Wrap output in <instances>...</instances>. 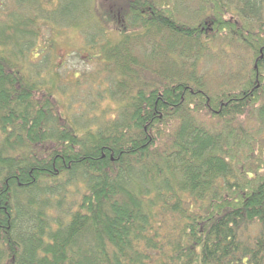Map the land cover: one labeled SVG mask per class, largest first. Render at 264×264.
Masks as SVG:
<instances>
[{"label":"trees","instance_id":"16d2710c","mask_svg":"<svg viewBox=\"0 0 264 264\" xmlns=\"http://www.w3.org/2000/svg\"><path fill=\"white\" fill-rule=\"evenodd\" d=\"M7 1L0 264H264V0L189 17L184 0ZM38 23L80 32L94 68L59 74ZM65 85H85L77 112Z\"/></svg>","mask_w":264,"mask_h":264},{"label":"rangeland","instance_id":"374dc122","mask_svg":"<svg viewBox=\"0 0 264 264\" xmlns=\"http://www.w3.org/2000/svg\"><path fill=\"white\" fill-rule=\"evenodd\" d=\"M168 1L171 4H173L172 1L174 2V0H168ZM100 2H101L100 7L103 10L102 8L103 1L101 0ZM184 2L185 4L183 5V7L179 6L180 9L184 12L183 13L184 16L187 17L192 16L193 10L197 9L198 5L196 3H192V0H184ZM121 4L122 1H119L118 6H120ZM12 6L13 4L9 3V1L0 0V25L5 23V20H3L1 17L2 13L7 10H10ZM116 17L114 19H111L113 21H111V24L109 25L110 30L117 29V22L119 23L122 18L120 16L119 18ZM36 29L42 34V35L39 34L35 38L39 40V43L41 44L42 47H46L45 45H47V43L48 44L53 43L52 45L53 54H51L50 57L52 63L54 62L55 66H58L59 74L61 73L64 75L69 72L70 74H73L71 76L72 77L71 80L72 79L75 80L76 75L79 73L77 70H79L80 72L87 73L88 69L91 70L94 68V66H92L91 63L87 60L88 52L86 50L82 51V47L84 46V37L80 32L70 28L67 29L66 28L60 29L55 27L51 28V25L43 26V24H41L39 26V23L37 24ZM36 48L37 46H34V49ZM80 50L82 51V53L77 54V51ZM37 52L40 53V51L37 49L33 52V54L30 57L34 61H37L42 57L41 54L37 56ZM223 69H225V67H222L221 64L219 62L217 63L216 60L205 62L204 64V73L205 75H208L209 76L208 79L213 82H216L218 75L224 72ZM228 70L229 68L226 69V71ZM74 73L76 75H74ZM66 77L68 78V74H66ZM66 85L63 86L62 88L67 87V90H69L70 87ZM84 88L85 85L84 87L80 88L81 90L79 88L70 89L71 92H69V94L71 93V96H67V97L60 96V100H62L61 103H63V106L67 104L68 106H70L72 112H77L79 106L76 104L73 105V103L75 102L74 100H76L77 98H85L86 102L89 101L86 97L83 96V94H85V92L82 91Z\"/></svg>","mask_w":264,"mask_h":264}]
</instances>
